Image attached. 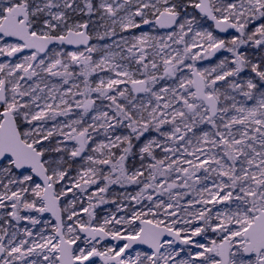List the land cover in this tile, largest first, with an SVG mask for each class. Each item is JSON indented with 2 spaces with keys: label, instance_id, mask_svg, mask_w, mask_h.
Returning <instances> with one entry per match:
<instances>
[{
  "label": "snow or ice",
  "instance_id": "snow-or-ice-1",
  "mask_svg": "<svg viewBox=\"0 0 264 264\" xmlns=\"http://www.w3.org/2000/svg\"><path fill=\"white\" fill-rule=\"evenodd\" d=\"M0 57V264H264V0H0Z\"/></svg>",
  "mask_w": 264,
  "mask_h": 264
},
{
  "label": "rangeland",
  "instance_id": "rangeland-1",
  "mask_svg": "<svg viewBox=\"0 0 264 264\" xmlns=\"http://www.w3.org/2000/svg\"><path fill=\"white\" fill-rule=\"evenodd\" d=\"M140 31H149V27L148 26H142L141 29L130 30V32H128V33H122V35H131V34H137L138 35ZM155 34L163 35L164 34V30L161 29V30H159V32H157ZM218 35H221L222 37L224 36V34H219V33H218ZM90 43L96 44L97 43V40L94 38L92 41H90ZM102 43H111V40H105ZM65 50L66 51H74V50H76V48H72V47L65 46ZM83 50H84V48L83 47H80V51H83ZM225 56H229L230 57V54L227 53L226 51H220V52L216 53V55L214 57H212L210 60L197 61L196 67H198V68H205V67L214 66L215 64H217L219 62L220 59L224 58ZM18 58L19 57L13 58L12 62H16L18 60ZM93 58L94 59H98V57L95 56V55H94ZM0 62H6V58L5 57H0ZM76 70L79 71V69H76ZM185 72H186V74H188L187 73V70H185ZM99 75H103V73H101V74H93V76L90 79H92L93 81L98 80L99 79ZM242 75H244L246 77V76L249 75V73L246 71ZM53 82L58 83L59 81H58V79L54 78ZM60 119L63 120V118H60ZM98 138H99V140L102 139L103 138V134L102 133L96 134L95 135V139H96L97 142H99V140H97ZM69 144L71 146V142H69ZM93 146H95V145H93ZM77 162L79 163V161H77ZM105 171H107V169H105ZM71 174L72 175H75V172H73ZM137 190H138V188L136 186H130V187H127L125 189V188H121L120 186H115L114 185V186H112L111 192L112 193H116V192H124V191H127V192L134 193ZM69 198H71V196ZM113 198H115L113 195H110L109 197H107V199L109 201L111 199H113ZM85 201H86V198H85ZM84 206L85 207L87 206V203L86 202H85V205ZM137 207H139V206H137ZM95 211H96V218H97V220L100 221V222H102L103 221V217L105 215H110L111 213H113V212L116 211V205H114V204H112V203L109 202V203L100 205ZM123 214L124 213L121 212L118 215H123ZM33 215H35V213H33ZM81 216H82V219H84L85 221H87V219H88L87 215H85V214L82 213ZM43 219H45V220H52V222L54 223L53 218H51V216L48 213H45L44 214ZM13 224H15V222H13ZM23 225L30 226V225H27V222L21 221L18 227L22 229L23 227H25ZM39 227L40 226H37V228H39ZM194 239H196L197 241L202 242V243L206 242L205 241V238L202 237V236L195 237ZM114 243L115 242H113V241H104V242H102V244L100 246L101 247V250L103 249V247L112 246ZM77 244H79L81 247L83 246V244H82L81 241H77ZM120 244H122V243H120ZM136 250H147V247L141 246V245H137V246L133 247L132 249H130L128 251V253L130 255H134ZM93 264H103V263L98 258H95L93 260Z\"/></svg>",
  "mask_w": 264,
  "mask_h": 264
},
{
  "label": "water",
  "instance_id": "water-1",
  "mask_svg": "<svg viewBox=\"0 0 264 264\" xmlns=\"http://www.w3.org/2000/svg\"><path fill=\"white\" fill-rule=\"evenodd\" d=\"M146 26V25H145ZM67 47H72V48H75V46H72V45H67ZM80 47H83V46H80ZM50 215V214H49ZM54 220V219H53ZM83 235V234H82ZM105 241H112L111 239H107V240H105ZM104 242V241H103ZM113 242H115V241H113ZM115 243H117V242H115ZM119 243H123V242H119ZM138 245V244H137ZM137 245H133V247H135V246H137ZM141 246H145V247H147L146 245H141ZM132 247V248H133ZM95 258H98L102 263H103V261L99 258V257H95ZM95 258H91L92 260H94Z\"/></svg>",
  "mask_w": 264,
  "mask_h": 264
},
{
  "label": "bare ground",
  "instance_id": "bare-ground-1",
  "mask_svg": "<svg viewBox=\"0 0 264 264\" xmlns=\"http://www.w3.org/2000/svg\"><path fill=\"white\" fill-rule=\"evenodd\" d=\"M132 35V34H131ZM137 35V34H136ZM97 140H99V138L97 139ZM24 224V223H23ZM23 226H25V225H23Z\"/></svg>",
  "mask_w": 264,
  "mask_h": 264
},
{
  "label": "flooded vegetation",
  "instance_id": "flooded-vegetation-1",
  "mask_svg": "<svg viewBox=\"0 0 264 264\" xmlns=\"http://www.w3.org/2000/svg\"><path fill=\"white\" fill-rule=\"evenodd\" d=\"M129 251V250H128Z\"/></svg>",
  "mask_w": 264,
  "mask_h": 264
}]
</instances>
